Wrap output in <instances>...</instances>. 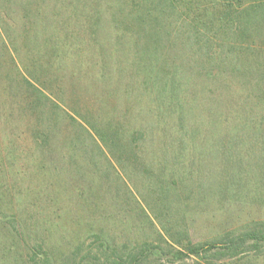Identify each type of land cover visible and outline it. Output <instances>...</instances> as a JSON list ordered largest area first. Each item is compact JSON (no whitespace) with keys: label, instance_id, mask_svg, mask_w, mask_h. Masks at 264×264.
Segmentation results:
<instances>
[{"label":"rangeland","instance_id":"obj_1","mask_svg":"<svg viewBox=\"0 0 264 264\" xmlns=\"http://www.w3.org/2000/svg\"><path fill=\"white\" fill-rule=\"evenodd\" d=\"M174 1L169 6L161 0H34L31 8L39 6L40 19L48 25L46 34L44 27L38 30L40 43L54 37L92 43L84 56L56 61L54 68L59 64L57 73L64 78L52 92L66 102L65 112L57 118L52 103L41 102L42 121L54 123L40 145L35 130L39 111L33 106L34 89L24 82V66L48 67V77L55 70L47 60L55 53L48 47L42 58L44 53L32 47L21 48L27 40L23 36L12 48L0 35V264H44L46 259L51 264H115V256L129 255H137V264H264V245L258 254L233 258L223 257V244H218L199 257L174 259L176 252L188 253L189 242L211 243L264 222V164L257 163L255 141L248 139L251 127L264 125V0ZM53 6L64 8L62 16ZM154 33L165 56L202 73L180 89L181 102L175 98L186 107L183 132L192 134L194 128L210 134L208 148L199 151L201 161L193 152L185 163L190 155L164 145L173 135L179 137L182 110L155 83L159 71L145 68L148 62L137 55L147 41L158 40ZM220 54L230 61L218 73L208 62ZM196 90L200 97L191 100ZM214 97L228 111L218 132L229 139L244 134L239 147L230 141L214 147L212 117L206 112ZM136 101L140 120L150 124L158 142L145 153L154 159L147 179L136 171L129 180L124 149L113 156L105 150L106 158L95 151L92 161L86 146L73 149L80 130L74 135L68 114L82 121L92 113L99 127L109 121V133L125 134L133 114L129 104ZM243 118L248 126L234 128ZM163 189L170 191L168 203L161 197Z\"/></svg>","mask_w":264,"mask_h":264},{"label":"trees","instance_id":"obj_2","mask_svg":"<svg viewBox=\"0 0 264 264\" xmlns=\"http://www.w3.org/2000/svg\"><path fill=\"white\" fill-rule=\"evenodd\" d=\"M161 1H165V4H168L169 6H171V4H174L175 2L174 0H161ZM33 4H34V0H0V5H1L0 6V20H1L0 21V35L3 37L6 36L11 46L12 44L14 46L15 39L17 38L21 39V36H23V38L27 40L24 43L21 41L22 42L21 48L32 47V50L36 52L39 51V53H44L41 51L43 50L47 51L49 50L48 47H50L55 53V54H52V56L49 57L50 59L47 60L48 64H49V61L52 60L50 70L52 68L55 70L53 71L54 73L53 74L50 73L48 77H45V74H44V71H48V67L45 68L43 65L39 66V64H36V63H33L32 65H29V66H24V69L26 72L25 76H23L24 82L29 87H32L34 89L35 100H34L33 106H35L36 108L35 110L39 111L38 116H37L38 125H37V128L35 127V130H36L37 143L40 145L41 142L44 141V139L42 138L43 132L45 130H52L53 127L51 125H53L54 123L50 118L49 120H47L48 125L46 124L45 121H42L43 120L42 117L45 114V112H44V109L40 111V106H42L41 102H43V100L50 101L52 103L51 104L52 107L55 109L54 110L55 116L57 118L63 117V113L65 112V107H63V104H65L66 102L64 100L59 101L58 98L55 96V94L52 92L53 89L57 90V87L59 83L61 82V79L64 78V76H62L61 74L58 75L57 73L59 70H61L60 65L58 64V68H54L56 65V61L58 63V61H60V58H66V60H69V58H74L75 55H79V54H82L84 56L86 53V50H91L92 43H90L89 40H85V39L77 40V38L73 39L72 41L64 40L63 42V41H59L55 37H54V40L52 38L51 39L46 38L40 43L39 37H38L39 35L38 30L40 27H44L43 32L44 34H46L47 33L46 27L48 25L43 24V22L41 21L42 19H40V16L42 14H41V9L37 10L39 6L37 7L33 6L31 8V5ZM53 7H54L53 10H55L56 14L58 16H62L61 11L64 8L63 7L60 8L58 6H53ZM35 13H36V16L34 17ZM4 16H8L11 19H13L12 22L11 23L5 22L3 20ZM238 28H240V26ZM155 35L157 36L158 40H155L153 42L152 40L150 42L147 41V44L143 45L144 50L142 52H138L137 55L143 59V62H148V64L143 63L146 66L145 68H150L152 70L151 72H154V73H156V71H159L158 73H156L157 77H155V83L157 81L158 87L161 90L162 88L164 90V93L163 92L161 93H163V95L166 93L165 94L166 96L165 95L164 96L167 97L170 101H174L175 105L180 106L182 110V115L179 119V123H177L181 130L179 137L175 135H173L174 137L169 136L171 137V139L165 140L164 145L170 148L171 151H174L177 146L180 149L181 154L183 153L184 155L185 153H187L186 155H190V158L185 163H188L191 160L193 152H196L199 154V158L197 160L201 161V154L199 151L205 150L208 148L210 144L209 142L210 134L208 130L205 133L201 134L197 132L194 128H193L194 132L192 134L184 133L183 130L186 127V122L184 119V114H185L184 108L186 107L182 105L181 103H176V100L178 102H181L180 95L183 93L182 92L180 93V89L182 90L183 86H186L188 83L192 84L196 79H198V77L196 76V73L198 74V76H202V73H200L201 71L197 72V70L195 71L190 70L186 66L182 65L185 68L183 69L182 66L178 65L177 59L175 57L165 56L164 53H162L163 46L161 45V40L159 39L160 37L157 34ZM23 44H26V47H22ZM13 46L12 48H14ZM42 47L43 49L41 50ZM14 52L22 53V50L15 49ZM231 53L233 54L234 51L230 52V54ZM46 56H47L46 53L41 55L42 58ZM12 57L13 56L10 55L11 59ZM228 61H230L229 55L220 54L217 58H215L213 61H210L208 63H209V66L217 69L218 70L217 72L220 73L224 71L223 69L227 65ZM188 62L190 63L189 60ZM83 64L84 63H81L80 65L84 66ZM141 66L143 65L140 63V65L137 66V68L142 69L140 68ZM163 66L165 70V75H163V72H164L162 70ZM89 67L90 69H92V66H89ZM211 74L213 76L214 73L212 72ZM214 76H217V74H214ZM42 78H46V79L42 80ZM63 92H65L64 93L65 95L67 94L66 89H64ZM199 93H202V90ZM199 97L200 95L198 94V91L196 90L190 99L196 100ZM202 98H204V96H202ZM214 98L215 100L208 103L210 106L206 107V112L212 117L211 131H213L212 140H213L214 147L215 146L220 147V145L222 147L223 145L226 146L227 145L226 143H228L229 141L230 143L228 144L231 147H239V145L242 144L241 137L244 136V134L241 137L240 135H236V136L231 137V139H229V137L227 138L228 135L220 134V132H218L219 129H222V127L226 123L225 120H226V117L228 116V111L225 110L226 107L224 103L220 101V99H218L217 97H214ZM29 104H32V103H27V106H29ZM223 110H224L225 118H223L224 117ZM131 113L133 114L129 118V132L125 131V134H121L119 131H116V130L109 133V128H110L109 127L110 125L108 124L109 121H107V126L100 125L99 127L98 123L93 122L95 118L93 115H91L92 113H90V115L87 117L81 118L80 116L83 123L82 121H79L76 117L68 114L70 120L72 121L71 122L72 127H73L72 132H74V135L77 131L76 128H79L80 130V131H77V134L75 135V139H77V144L73 145V149H75L79 145L84 146V147L86 146V149L87 148L88 149L87 150L85 149L84 151H85L86 156L89 157V159L91 158V161L93 160L92 158H94L93 153H95V151L100 153L101 158H106L105 150L109 151V153L113 156L116 149L118 150L121 149L120 151L124 149L126 153H129V161L127 160L126 166H125L126 169H124L127 171L129 170V180H131L133 176L132 175L133 172L136 175V171L140 172L139 173L140 177L147 179L146 176H148L149 173H146L147 172L146 170H151L153 168L154 159H151V158L148 159L145 153L147 152L149 153L151 149H148V148L151 146H155L157 144L158 137L152 133L149 123H146V122L143 123L140 120L141 115H140L139 101H136L135 104L133 105L129 104V114ZM171 113L173 114L172 109H171ZM233 114L235 113L233 112ZM246 123H247V119L243 118L241 122L239 123V125L235 124L233 125V127L239 128L240 131H242L248 126L247 125L248 123L247 124ZM228 126H231V125L228 124ZM251 128H254V129H251V130L248 129V130L252 131L253 133H250L248 135V136H251V137H248V139L250 141L254 139L255 141L254 145L257 148V163L262 162L264 164V134H263L264 125L259 123L257 125H254ZM170 129L171 128H169V131ZM230 130L232 131L233 129L229 128V133L232 134ZM253 134H254V137H252ZM84 135L88 137L86 138V140H85ZM164 136L166 137V135ZM233 140H236V141H233ZM142 151H145V152L142 153ZM139 154L141 155V158H139ZM167 168L168 167H166V169ZM261 168L263 171L264 166L262 165ZM183 174L180 175L181 185L184 184L187 173H183ZM261 176L264 177V173H262ZM169 177L171 176H167V178ZM183 186L186 187L187 186L186 183ZM163 193L165 196L162 195L161 197L164 199L165 202L168 203V200H169L168 195L170 194V191L163 189ZM13 228H15V226ZM218 244H220V246L221 244H223V247L221 248L222 250H224V252L221 254L223 257L233 258L239 255L240 253L250 252V251H253L256 254H258L260 253L262 246L264 245V222H259V223L254 224L253 227L249 228L247 231L239 235L228 234L222 239L213 241L211 243L209 242V243H203V244H193L189 242L186 247L188 253L186 254L183 252H176L174 255V259L183 260L184 258L189 257V256L199 257L203 253L206 254V253L212 252L213 250L218 249L219 247ZM146 247H148V245ZM78 250H80V247L77 248V251ZM144 251H142V253H144ZM136 256L137 255H129L127 256V259H122L121 256H115L116 259L114 262L115 264H137L139 260ZM44 264H51V263L49 260L47 261L46 259Z\"/></svg>","mask_w":264,"mask_h":264}]
</instances>
